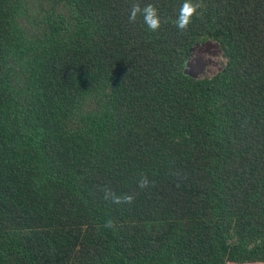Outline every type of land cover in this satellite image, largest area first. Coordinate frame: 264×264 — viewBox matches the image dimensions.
I'll list each match as a JSON object with an SVG mask.
<instances>
[{"label": "trees", "instance_id": "16d2710c", "mask_svg": "<svg viewBox=\"0 0 264 264\" xmlns=\"http://www.w3.org/2000/svg\"><path fill=\"white\" fill-rule=\"evenodd\" d=\"M200 2L0 0V264L264 261V0Z\"/></svg>", "mask_w": 264, "mask_h": 264}, {"label": "clouds", "instance_id": "9594fccd", "mask_svg": "<svg viewBox=\"0 0 264 264\" xmlns=\"http://www.w3.org/2000/svg\"><path fill=\"white\" fill-rule=\"evenodd\" d=\"M201 8L202 3L200 0H183L176 18L177 29L180 31L186 30L188 25L192 22V17L197 15L198 10ZM138 15L142 16L143 23L150 31L155 32L160 28L162 20L155 5L149 3L141 7L140 3L134 2L129 10V22L134 23ZM149 185L150 181L146 176H142L138 181L139 188H147ZM102 191L105 194V199H110L112 203L116 204H131L135 199L134 194H124L123 196H117L111 191V189L106 187L102 189Z\"/></svg>", "mask_w": 264, "mask_h": 264}, {"label": "rangeland", "instance_id": "374dc122", "mask_svg": "<svg viewBox=\"0 0 264 264\" xmlns=\"http://www.w3.org/2000/svg\"><path fill=\"white\" fill-rule=\"evenodd\" d=\"M224 57L215 40L201 37L192 42L184 63L187 73L194 76L210 75L223 63ZM227 264H264V261H247Z\"/></svg>", "mask_w": 264, "mask_h": 264}]
</instances>
